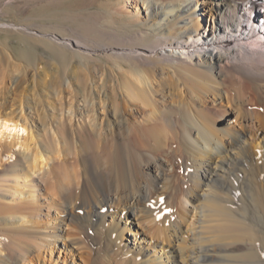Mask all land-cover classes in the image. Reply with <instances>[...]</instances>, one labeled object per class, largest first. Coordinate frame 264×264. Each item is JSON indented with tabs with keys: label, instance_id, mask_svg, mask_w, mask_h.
<instances>
[{
	"label": "bare ground",
	"instance_id": "6f19581e",
	"mask_svg": "<svg viewBox=\"0 0 264 264\" xmlns=\"http://www.w3.org/2000/svg\"><path fill=\"white\" fill-rule=\"evenodd\" d=\"M134 1L145 16L44 33L84 61L82 101L97 62L94 116L56 115L46 141L0 118L32 135L7 171L23 190L0 195V264L264 263V0Z\"/></svg>",
	"mask_w": 264,
	"mask_h": 264
},
{
	"label": "rangeland",
	"instance_id": "374dc122",
	"mask_svg": "<svg viewBox=\"0 0 264 264\" xmlns=\"http://www.w3.org/2000/svg\"><path fill=\"white\" fill-rule=\"evenodd\" d=\"M0 3H5L0 5V118H7L20 126L27 123L32 131L14 130L8 136L7 131L0 133V146H3V150L0 147V195L15 198L17 191L13 188L8 190V187L23 190V180L7 177V171L17 160L19 144L30 141L32 135H27L37 133L41 138L46 136L44 140H51L54 133L57 136L64 131L62 124L55 122L56 115L64 113L69 117L71 121L68 126L71 128L83 122L80 118L82 114H85V121L88 120V114L95 115L92 81L97 75L94 69L97 62L88 63L91 69L86 79L89 93L87 99L82 101L85 91L80 83L78 67L84 61H81L76 51L60 45L44 33L81 39L85 35L84 25L86 23L87 26V20H102L104 10L120 13L125 18L133 14L142 17L145 12L134 0H0ZM23 27L33 29L34 33L25 31ZM102 87L105 91L109 88ZM253 107L258 108L259 105H248V108ZM123 110L127 116L128 108ZM105 111L108 116L102 121V127L106 130L109 129L114 110L108 104ZM9 150L14 152L10 154ZM175 163L178 161L175 160ZM176 173H180L179 166H176ZM0 239L5 240L4 237ZM259 242L260 239L256 243ZM261 263L264 264L263 261L256 262Z\"/></svg>",
	"mask_w": 264,
	"mask_h": 264
}]
</instances>
